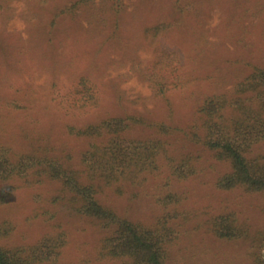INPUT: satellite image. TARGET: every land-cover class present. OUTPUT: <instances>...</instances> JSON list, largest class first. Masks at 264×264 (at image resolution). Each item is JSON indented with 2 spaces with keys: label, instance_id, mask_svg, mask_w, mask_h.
<instances>
[{
  "label": "rangeland",
  "instance_id": "1",
  "mask_svg": "<svg viewBox=\"0 0 264 264\" xmlns=\"http://www.w3.org/2000/svg\"><path fill=\"white\" fill-rule=\"evenodd\" d=\"M253 66L264 68V0H0V144L80 169L101 138L79 129L113 117L172 124L178 129L162 135L169 152L197 156L196 172L169 180L164 167L140 184L103 188L99 201L143 226L166 220L178 233L168 264H260L264 193L217 189L229 163L185 136L200 123L202 101L230 94ZM129 132L154 135L146 126ZM254 153L264 154V142ZM59 194L58 182L45 181L0 204V245H31L59 229L67 236L61 264H120L96 258L106 229L68 215ZM225 214L250 236L208 233Z\"/></svg>",
  "mask_w": 264,
  "mask_h": 264
},
{
  "label": "trees",
  "instance_id": "2",
  "mask_svg": "<svg viewBox=\"0 0 264 264\" xmlns=\"http://www.w3.org/2000/svg\"><path fill=\"white\" fill-rule=\"evenodd\" d=\"M197 113L200 123L190 125L186 139L210 151L215 160L229 163V170L216 178L215 187L264 193V154L254 153V148L264 142V68L253 66L230 94L206 97ZM134 126L150 127L154 135L145 139L131 136L129 130ZM175 129L172 124L145 123L134 117H113L88 125L77 133L101 140L92 141L82 153L80 169L47 151L18 152L0 144V204L17 190L45 181L58 182L59 199L65 201L68 215L93 218L106 229L97 259H115L120 264H168L169 247L178 238L176 230L166 220L152 226L135 223L100 202L98 194L112 185L140 184L148 176L159 175L164 167L169 180L192 176L198 157L188 154L191 158H175L169 152V139L162 137ZM54 217L53 213L49 219ZM10 231L7 227L3 233ZM207 231L224 240L250 236L233 214L213 217ZM66 244L65 231L58 229L31 245H0V264H61Z\"/></svg>",
  "mask_w": 264,
  "mask_h": 264
}]
</instances>
